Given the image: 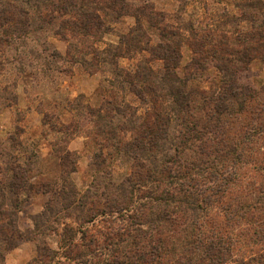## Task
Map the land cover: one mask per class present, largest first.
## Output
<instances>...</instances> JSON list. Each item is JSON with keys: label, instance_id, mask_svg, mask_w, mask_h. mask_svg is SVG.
Wrapping results in <instances>:
<instances>
[{"label": "trees", "instance_id": "trees-1", "mask_svg": "<svg viewBox=\"0 0 264 264\" xmlns=\"http://www.w3.org/2000/svg\"><path fill=\"white\" fill-rule=\"evenodd\" d=\"M186 2L180 0L181 8ZM0 6L2 24L16 18V25L4 29L8 42L52 26L55 34L70 41L72 56L79 52L75 62L108 70L109 97L95 108L82 101L72 108L77 117L89 114L95 134L110 144H99L95 167L109 164L120 152L131 160L130 172L120 183L81 191L71 179L76 159L61 149L62 176L36 183L30 163L18 159L23 142L10 137L6 162L15 163L8 166L10 171H0V264H6V254L24 240L37 244L36 255L26 264H71L55 261L60 253L83 264H264V251L249 260L231 257L229 228L250 219L254 206L223 204L224 219L218 221L216 208L234 182L239 145L231 147L224 138L202 141L205 133L218 138L224 119L232 121L246 112L250 101L260 102L257 108L264 111V87L253 90L241 82L250 63L264 60V0L236 1V11H224L219 24L184 21L174 28L160 24L164 14L153 6L132 10L126 0H0ZM124 15L135 18V27L117 44L98 45L110 24ZM156 26L158 32L150 35ZM182 42L193 52L186 65L180 63ZM137 56L135 64L120 67V58ZM208 70H215L216 76L208 78ZM208 80L215 87L198 101L202 93L195 81ZM127 88L145 103L144 115L130 113L132 105L120 94ZM45 126L54 134L69 131L68 125L48 116ZM256 132L264 133V122ZM185 148L196 149L199 157L189 159L183 155ZM33 193L47 194L48 199L34 218L35 229L22 230L17 223L20 197ZM98 216L109 222L107 231L89 235V228L82 227L76 239L67 219L93 223ZM116 218L120 223L113 226ZM56 225H63L61 232ZM179 229L190 231L183 249L174 239ZM53 233L61 236L58 250L49 243Z\"/></svg>", "mask_w": 264, "mask_h": 264}, {"label": "rangeland", "instance_id": "rangeland-1", "mask_svg": "<svg viewBox=\"0 0 264 264\" xmlns=\"http://www.w3.org/2000/svg\"><path fill=\"white\" fill-rule=\"evenodd\" d=\"M236 1L240 0H187L185 8H181L183 4L180 0H126L132 10L144 4L153 6L156 11L164 14L165 19L163 18L160 24H166L168 28L182 25L184 21H192L203 26L216 24V21L219 24L222 22L221 18L224 19L222 16L224 11L229 9L236 11ZM7 15L9 18L12 17L11 14ZM181 17L184 20L177 22ZM15 19L2 24L0 18V171H10L8 166L10 167L14 160L6 162L10 155L9 138L15 136L17 141L23 142L21 152H18L19 162L30 163L36 183L53 181L62 176L65 166L61 164L59 157L61 149L69 150L72 152V158L76 159L71 179L81 191L92 187L101 191L103 185L108 184L109 181L120 183L130 172V157L120 152L113 160H110L109 164L95 167L93 162L96 159L95 153L98 151L99 144L106 146L110 144H107V139L103 135L95 134L89 124V114L77 117L76 108H72L77 101L95 108L108 98L109 88H112L107 79L110 78V73L108 70L98 71L90 64L75 62L73 59L79 56V52L72 56L70 41L55 34L52 26L30 33L22 39L15 37L8 42L4 29L16 25ZM44 24L48 23L44 22ZM135 25L136 20L133 16H122L119 21L110 24L109 30L103 33V38L98 45L106 47L117 44L121 35L129 33ZM151 29L149 34L155 36L158 32L157 26ZM186 43L182 42L180 50L181 65L190 63L193 56V52ZM144 55L149 57L146 52ZM137 57L120 58L118 60L120 67L127 69L138 62L139 57ZM87 59L91 60L90 56H87ZM154 64L159 66L161 62L155 61ZM185 71L189 72V69ZM207 73H209L208 78H213L217 74L215 70H208ZM241 82L245 85L249 84L253 90L264 87V60H254L250 63L246 76ZM195 83L202 93L198 95V101H203V98L209 96L215 87L211 80L195 81ZM122 92L124 100L132 105L130 113L136 110L137 116L144 115L145 103L128 88L125 91L121 90L120 94ZM259 106L260 102L250 101L246 112L235 116L232 121L224 119L223 133L218 138L214 134L205 133L202 140L217 142L224 138L231 147L239 145L240 158L234 182L227 190V196L216 208L219 214L218 221L224 219L223 204L232 202L239 208L250 205L255 207L250 219H245L241 224L229 228L228 234L232 235L233 240L232 260H240L242 257L249 260L252 255L264 251V133L256 132L258 126L264 122V111L258 110ZM208 109L209 106H206V110ZM46 116L52 122L68 125L69 131L58 134L48 132L45 126ZM130 137L131 135L128 134L126 138L130 139ZM202 141L197 140L196 144ZM11 144L15 145V142ZM109 149L113 150L112 147ZM214 149L211 147L209 150L214 153ZM183 152V155L189 156V159L199 157L196 149L185 148ZM220 157H224L223 154ZM20 199L22 207L18 214V226L22 230H33L36 227L34 218L43 209L48 195L33 193L29 198L21 195ZM99 219L101 216H98L93 223L78 224L73 219H67V222L76 231L77 239L80 237L79 229L82 227L89 228V235L107 231L109 222ZM119 220L116 218L113 226L120 223ZM56 226L61 232L63 225ZM189 234L190 231L181 232L179 229L174 237L178 247L183 249L182 245L186 244ZM60 239L59 234L53 233L49 236V243L53 249L58 250ZM27 241L20 242L13 248L14 250L12 249V264H26L25 262L30 259L29 254L32 250L30 245L36 247L37 244L31 240V242ZM58 260L71 264H83L78 263L75 256L68 258L62 253L55 259V261Z\"/></svg>", "mask_w": 264, "mask_h": 264}, {"label": "crops", "instance_id": "crops-1", "mask_svg": "<svg viewBox=\"0 0 264 264\" xmlns=\"http://www.w3.org/2000/svg\"><path fill=\"white\" fill-rule=\"evenodd\" d=\"M32 241V240H31ZM30 240H28L27 242H31ZM30 246H32V250H31V252H30V254H29V258L30 259H32L35 255H36V253H37V250H36V248H37V246L35 247H33V245H30ZM14 250V249H13ZM13 250H11L7 255H6V264H12V256H13V253H11ZM29 259V260H30ZM29 260H27V261H29ZM26 261V262H27ZM25 262V263H26Z\"/></svg>", "mask_w": 264, "mask_h": 264}]
</instances>
